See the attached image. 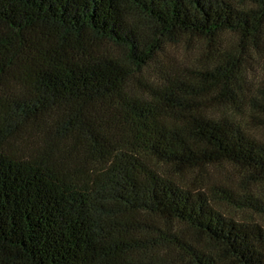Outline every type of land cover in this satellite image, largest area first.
I'll return each instance as SVG.
<instances>
[{"label": "trees", "instance_id": "obj_1", "mask_svg": "<svg viewBox=\"0 0 264 264\" xmlns=\"http://www.w3.org/2000/svg\"><path fill=\"white\" fill-rule=\"evenodd\" d=\"M263 129L264 0H0V264H264Z\"/></svg>", "mask_w": 264, "mask_h": 264}, {"label": "rangeland", "instance_id": "obj_2", "mask_svg": "<svg viewBox=\"0 0 264 264\" xmlns=\"http://www.w3.org/2000/svg\"><path fill=\"white\" fill-rule=\"evenodd\" d=\"M186 48L187 47H184V46H179V47H175V46H169L168 47V49H167V52H166V54L168 55V57L169 58H171V59H178V60H180V59H182L183 58V56H186V55H188V54H190L191 53V51L190 50H186ZM262 137H264V129L263 130H261L260 132H258ZM214 172H215V170H214ZM216 175H217V173H216ZM241 213L242 212H240V211H235V215L236 216H239V215H241Z\"/></svg>", "mask_w": 264, "mask_h": 264}]
</instances>
